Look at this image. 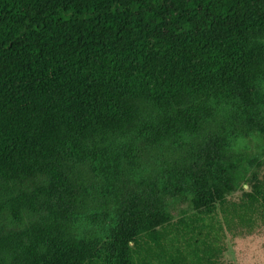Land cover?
I'll return each mask as SVG.
<instances>
[{"label": "trees", "instance_id": "trees-1", "mask_svg": "<svg viewBox=\"0 0 264 264\" xmlns=\"http://www.w3.org/2000/svg\"><path fill=\"white\" fill-rule=\"evenodd\" d=\"M253 136L264 0H0V264H219Z\"/></svg>", "mask_w": 264, "mask_h": 264}, {"label": "rangeland", "instance_id": "rangeland-1", "mask_svg": "<svg viewBox=\"0 0 264 264\" xmlns=\"http://www.w3.org/2000/svg\"><path fill=\"white\" fill-rule=\"evenodd\" d=\"M241 141L238 148L247 155L251 171L260 168V172H264V138L253 136ZM241 192H234L232 198L238 200ZM182 209H189L186 203L173 210L175 218L182 215ZM225 239L226 249L219 258V264H264V225L250 234L234 236L226 231Z\"/></svg>", "mask_w": 264, "mask_h": 264}]
</instances>
